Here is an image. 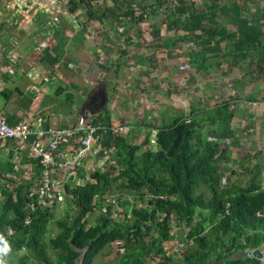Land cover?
<instances>
[{"label":"trees","instance_id":"1","mask_svg":"<svg viewBox=\"0 0 264 264\" xmlns=\"http://www.w3.org/2000/svg\"><path fill=\"white\" fill-rule=\"evenodd\" d=\"M99 1L109 0H68V6L73 14L87 9L92 20L103 23L126 19L140 25L150 18L146 0H124L129 2L124 10L115 5L102 13L90 12L93 3ZM111 1L117 4L119 0ZM132 5L139 9H130ZM168 10L161 25L150 23V33L161 48L166 45L164 31L180 35L174 39L175 45L194 41L201 51L200 64L198 57L190 63L199 73L207 69L208 61L220 67L222 60H230L229 67L233 69L234 48L243 59L250 58L264 37V26L255 25L242 14L237 0H204L202 9L191 0H175ZM128 38L130 46L133 38ZM2 96L11 98L8 93ZM197 112L200 113L194 109L189 119L181 113L169 117L163 126L152 125L159 131L158 151L150 148L152 132L141 144H132L124 135L111 131L103 146L120 154L117 167L110 166L105 173L91 171L86 174V183L67 187L74 206L61 219H56L57 205L43 204L38 198L30 200L28 188L34 180L19 187L11 182L14 189L10 183L5 184L0 200V234L12 248L7 264H95L97 256L116 243H122L124 250L113 264H262L258 258L250 257L264 250V215H258L264 213L262 186L252 182L248 187H239L219 175L230 170L229 146L210 136L231 130L234 106L225 103L192 117ZM107 118L92 122L112 127L111 118ZM218 119L222 122L219 127L215 125ZM18 122L9 119L13 126ZM8 142L24 145L20 140ZM9 158L17 164L14 152ZM30 159L39 166L36 157ZM2 163L0 156V182H8L15 171H11V165V170L9 167L3 173ZM119 181L122 188L142 201L148 200L146 206H134L124 220H117L111 206L105 210L102 204L106 194L120 187ZM202 188L209 196L199 193ZM97 209L102 213L97 224L92 225ZM173 218L186 229L182 259L178 260L169 253L176 246ZM53 222L59 234L50 239L47 235ZM153 235L157 238L150 240Z\"/></svg>","mask_w":264,"mask_h":264},{"label":"crops","instance_id":"2","mask_svg":"<svg viewBox=\"0 0 264 264\" xmlns=\"http://www.w3.org/2000/svg\"><path fill=\"white\" fill-rule=\"evenodd\" d=\"M259 1L237 0V4L242 8V14L245 13L244 15L255 25L259 23L264 26L262 17L264 5L258 7L256 12L253 9L260 3ZM67 2L68 0L66 3L63 0H0V114H7L11 122L43 119L41 125L44 127L66 128H75L92 120L110 117L113 127H125V131L120 134L124 135L132 144H141L148 133L152 132L150 148L154 150L152 141L155 133H159V131L152 125L157 123L163 126L164 123L160 119H157L156 122L149 121L151 125L148 127L143 125L144 121H139L137 117L132 121L125 119L122 115L118 117L117 109L115 112L113 111L115 108H112L113 100L111 97L107 100L105 90L100 89L95 93L98 86L105 84L103 81L105 72L101 70L106 66L103 59L111 60L115 54L110 53V46L107 45L105 39H98L95 36L97 32H94L95 35H93L91 31L97 25L103 27L108 22L93 20L84 23L78 19V14H73L70 11ZM63 7L73 14L74 20L66 15ZM117 25L118 23H116ZM136 42L137 40H133L129 46L130 51ZM112 62L116 63L114 59ZM125 73L128 76L127 71ZM115 74L119 75L118 68L115 70ZM50 77H54L58 81L47 84L45 79ZM234 77L235 116L232 129L222 133H213L215 135L212 138L222 144L229 142L230 146H234V177L238 178L234 185L242 187L249 184L248 186H250L252 182L260 185L257 184V180H259L264 191L263 36L261 42L258 43L257 51L250 58L243 59L234 48ZM252 77H255V80H252ZM244 81H247V84H242ZM109 84L108 86H112ZM3 93H8L11 96L10 100H6L2 96ZM77 98L83 100V104L79 107H77ZM53 101L58 103L50 105ZM60 102L64 104L63 107H60ZM253 102L259 105L250 106ZM243 105L248 106L242 107ZM66 107H69L72 113H69V110L65 113ZM140 109L142 110V108ZM191 111L193 110L191 109ZM190 113L192 112H189V115ZM168 115H173V113ZM185 115L187 114L185 113ZM122 120L128 121V123H122ZM141 134L144 136H141V139L136 137ZM232 137H234V145H231ZM18 145L19 147H17ZM0 147V156L4 160L2 165H5L2 168L5 171L8 172L9 167L11 170V165H13L12 168L15 166L9 158L12 152L16 155L17 161L20 160L28 167L32 166L39 171L37 162L28 158V153L24 152L28 148L27 144L7 142ZM3 147H7V154L5 151L2 152ZM21 148L23 154H18L17 150ZM229 157L230 159L233 157L230 148ZM92 162L93 160H89L87 163ZM7 163L8 166H6ZM19 163L17 162V164ZM38 176L40 175H36V179L32 177L35 181L33 188L40 180ZM254 176L255 178H253ZM244 180L247 182L243 185ZM85 181H87L85 177L82 179L78 175L75 186L82 185ZM66 197L69 196L66 194ZM70 207L73 208L72 205ZM254 253L250 257H254ZM237 257H243V255H237ZM104 262L112 263L111 260L107 262L105 259Z\"/></svg>","mask_w":264,"mask_h":264},{"label":"rangeland","instance_id":"3","mask_svg":"<svg viewBox=\"0 0 264 264\" xmlns=\"http://www.w3.org/2000/svg\"><path fill=\"white\" fill-rule=\"evenodd\" d=\"M63 1L66 3L67 0ZM161 1L162 0H159L158 2L157 0H146L144 4L150 7V18L148 21L143 22L140 25L122 19L123 21L116 26L115 21L107 15V17L113 22H109L106 25L104 24L103 27L97 25V27L91 31V34L93 35H95L94 32H97V35L95 36L98 39H105L107 45L110 46V53L115 54L111 60L103 59L106 66L102 67L101 70L105 72L103 74V81L105 84L98 86L95 93L100 89L105 90L107 100L110 97L113 100L112 108H115L113 111H118L116 113L117 116L120 117V115H122L125 119L131 121L135 120L137 117L139 121L156 122L157 119H162L163 121L161 122L165 123L167 117L172 116L175 118L181 113H186L187 119H189L188 117L191 115V113L189 115V112H192L191 109H197L200 111V113L197 112L198 114L192 116L195 117L204 114L203 111L206 112L212 110L214 107L221 106L225 103H229L231 106L233 104L234 106L235 77L234 71H230L234 70V68L231 69V67H229L230 60H222L220 67L214 65L212 61H208L207 69H204L199 73L190 63L191 60L198 57V64H200L201 51L199 47L197 48L195 46L194 41L178 42L177 45H175L174 39L176 40L180 36L175 31L171 33L168 31L163 32L166 41V45L163 48L159 46L161 45L159 41L153 39L150 33L152 30L150 23L161 25L166 19V14L169 13L168 8L175 4V0H166V4L161 6ZM191 1L195 4L196 8L202 9L204 7V0ZM226 1L228 2L229 0ZM259 2L260 3L253 8L254 12H256L258 7L264 5V0H260ZM128 3V1L124 0H119L117 4L111 0L107 2H94L90 12L97 11V13H102V11L105 12L115 5H118L116 7L118 10H124L126 7H129L127 6ZM135 8L136 10L139 9V7H135V5L130 7L132 10ZM63 10L71 20H74L73 14L69 12L66 7H63ZM77 17L84 23L93 21L91 13H88L87 9L80 10ZM128 37L137 40L132 51H130L129 46L127 45V42L130 41ZM124 53H127V55L132 54L133 56L128 57L127 55H124ZM119 54H122L123 57L120 55L119 58ZM113 59L116 63L112 62ZM117 68L119 73L118 76L115 74ZM125 71H127L128 76ZM252 80H255V77H252ZM108 83L112 86H108ZM242 84H247V81L242 82ZM239 85L241 84L239 83ZM55 103L58 102L53 101L50 105ZM81 104H83V100L77 98V107L81 106ZM63 106L64 104L60 102V107ZM247 106L248 105H243L242 107ZM140 108H142V110ZM67 110H69V113H72V110L69 107H66L65 113H67ZM170 113L177 115H168ZM224 119H227V115L224 116ZM233 122H231V125ZM122 123L127 124L128 121L122 120ZM221 123L222 122L219 119L218 121H215V125L218 127L219 125L221 126ZM213 135L215 134H211V137H214ZM141 136L144 137L143 134L140 136L137 135L136 137L141 139ZM232 138L231 145H234V137ZM227 145L233 152V157L229 166L230 170L227 173L219 172V175L226 180L227 178H230L229 182L231 183H236L238 178L233 175L234 146H230L229 142ZM4 151L8 153L3 147L2 152ZM115 157H120V154H115ZM17 162L21 163L18 164L21 169H26L27 165L23 167L24 163L22 161L19 160ZM99 164L100 161L97 160L92 163V166L94 168H99ZM38 167L39 171L31 166L28 168V171H23V173L21 171L16 175L14 172L15 175L13 174V177L10 178L12 181L0 182V200H3L2 193L5 184L10 183V188L14 189V187L11 186V182H14L16 187L27 181L32 182L33 175L40 174V166ZM1 170L3 173L7 172L3 168ZM78 172L79 171L73 172L72 178H76ZM116 176H118V171H116ZM82 177L87 178V175H83ZM253 178H255V176ZM245 182H247V180H244L243 185ZM34 183L32 182L28 191L33 189ZM257 184L261 185L259 180H257ZM117 186L121 187V181H119ZM120 187H114L113 192L109 194L117 200V205L114 208H111L113 216L117 218V220H124L126 215L130 214V211L134 206H146L148 200L142 201V199L136 194ZM200 192L209 196V193L205 188H202L199 193ZM148 199L150 198L148 197ZM61 200L65 201L60 204L57 203L55 209L56 219L64 217L63 215L67 213L68 209H73L70 206H74L70 197H64ZM100 213L102 212L97 209V213L90 221L91 224H97ZM173 225L175 229L173 230V237L176 239V246L172 248L169 253L172 254L175 260H178L182 259L181 253L186 229L184 224H179V221L176 218H173ZM58 232L57 225L53 222L51 225V232L48 233L47 238L51 239L56 237L59 234ZM154 238L157 237H154L153 235L150 240ZM123 250L124 247L122 243L113 244L97 256L95 264H109L104 262V259L107 260V262L111 260L112 263L110 264H113V261L118 258V254Z\"/></svg>","mask_w":264,"mask_h":264},{"label":"bare ground","instance_id":"4","mask_svg":"<svg viewBox=\"0 0 264 264\" xmlns=\"http://www.w3.org/2000/svg\"><path fill=\"white\" fill-rule=\"evenodd\" d=\"M58 80L54 77L46 78L45 82L51 84ZM5 122L9 127L16 128L21 124L28 126L31 130L28 138L23 137H0V145L7 144L10 140H20L24 144L28 145L27 150L24 152L28 153V158L36 157L39 161L42 159L41 156L35 151L37 145H40L43 150H47L52 153L54 157H76L82 154L86 155L88 159L99 158L105 155L115 157L114 148H105L103 142L111 131L123 133L125 127H108L95 124L92 121L88 123L76 126L75 128H66L58 126L44 127L41 125V120H22L16 125H11L7 114H0V127L1 123ZM58 133H61V138L58 137ZM58 140V144L53 146L54 141ZM152 148L158 151V132L155 133ZM23 154V152H22ZM22 159V158H21ZM20 164V163H19ZM18 165V164H17ZM16 174V173H15ZM12 175V174H11ZM73 173L62 172L52 177V185L54 186L51 190L41 191L38 189V184L30 191V200H61L66 197L67 187L75 186L77 181L76 178H72ZM9 176V178H12ZM40 179V177H39ZM103 200H115L110 194H106Z\"/></svg>","mask_w":264,"mask_h":264},{"label":"built area","instance_id":"5","mask_svg":"<svg viewBox=\"0 0 264 264\" xmlns=\"http://www.w3.org/2000/svg\"><path fill=\"white\" fill-rule=\"evenodd\" d=\"M254 106H257V104H254ZM31 133V130L28 128V126L21 124L16 128L9 127L5 122L1 123L0 127V137H23L28 138L29 134ZM62 134L58 133V137L61 138ZM58 144V140L56 139L54 141L53 146H56ZM35 151L38 153L39 156H41L40 160V183L38 184V189L41 191L45 190H51L54 186L52 185V177L56 174L67 172V173H73L75 171H79L78 175L83 176L86 175L89 172H97L102 171L105 173L109 166L117 167V162L120 160L119 157H113L109 155H105L102 157H99L97 159H88L86 155L82 154L80 156L76 157H59L56 158L53 156L52 153L48 152L47 150H43L40 145H37L35 148ZM89 160L94 161L99 160V168H94L92 166V163L88 164L87 162ZM107 166V167H105ZM28 166L26 169H21L19 165L15 164L14 171L15 173H20V171H28ZM43 204L51 205L52 207L54 205H57L64 202L65 200H41ZM104 209L106 210L107 207L114 208L117 205V200H102ZM261 216L262 213H259ZM262 263L264 264V251L262 252Z\"/></svg>","mask_w":264,"mask_h":264},{"label":"clouds","instance_id":"6","mask_svg":"<svg viewBox=\"0 0 264 264\" xmlns=\"http://www.w3.org/2000/svg\"><path fill=\"white\" fill-rule=\"evenodd\" d=\"M254 104H257V106L259 105L258 103H251L250 106H254ZM11 251L12 248L8 240L0 234V264H7V257Z\"/></svg>","mask_w":264,"mask_h":264},{"label":"water","instance_id":"7","mask_svg":"<svg viewBox=\"0 0 264 264\" xmlns=\"http://www.w3.org/2000/svg\"><path fill=\"white\" fill-rule=\"evenodd\" d=\"M253 255H254V257L258 258L259 260L262 259V253H261V251H257Z\"/></svg>","mask_w":264,"mask_h":264},{"label":"flooded vegetation","instance_id":"8","mask_svg":"<svg viewBox=\"0 0 264 264\" xmlns=\"http://www.w3.org/2000/svg\"><path fill=\"white\" fill-rule=\"evenodd\" d=\"M99 105H101V103H99Z\"/></svg>","mask_w":264,"mask_h":264}]
</instances>
